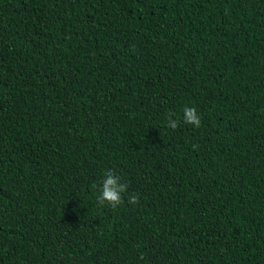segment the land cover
<instances>
[{
  "label": "trees",
  "instance_id": "16d2710c",
  "mask_svg": "<svg viewBox=\"0 0 264 264\" xmlns=\"http://www.w3.org/2000/svg\"><path fill=\"white\" fill-rule=\"evenodd\" d=\"M0 264H264V0H0Z\"/></svg>",
  "mask_w": 264,
  "mask_h": 264
},
{
  "label": "clouds",
  "instance_id": "9594fccd",
  "mask_svg": "<svg viewBox=\"0 0 264 264\" xmlns=\"http://www.w3.org/2000/svg\"><path fill=\"white\" fill-rule=\"evenodd\" d=\"M182 120L184 124L191 125L195 128L201 126V118L197 110L192 107L183 109ZM180 121L173 119L170 115L167 119L166 127L175 130L179 127ZM128 185L123 182L119 176L114 175L110 170L106 171L100 185L99 194L96 197V203L102 207L107 205L113 210L117 209L124 203V194L127 192ZM139 198L136 195H130L129 204H137Z\"/></svg>",
  "mask_w": 264,
  "mask_h": 264
}]
</instances>
